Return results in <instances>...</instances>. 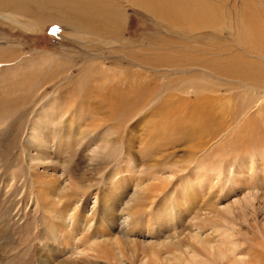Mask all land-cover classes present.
I'll use <instances>...</instances> for the list:
<instances>
[{
    "label": "rangeland",
    "instance_id": "obj_1",
    "mask_svg": "<svg viewBox=\"0 0 264 264\" xmlns=\"http://www.w3.org/2000/svg\"><path fill=\"white\" fill-rule=\"evenodd\" d=\"M24 1L18 13L0 11L5 264H172L171 244L194 247V233L218 239L212 225L228 230L236 249L208 264L241 256L257 264L264 257V0H205L212 25L198 30L128 0L57 3L80 9L81 23L46 0ZM49 182L72 187L69 201L83 215L97 211L99 220L107 202L136 211L138 223L123 242V228L103 217L87 240L96 239L95 251L71 242L69 224L56 225L65 200L57 202ZM136 186L142 196L129 200Z\"/></svg>",
    "mask_w": 264,
    "mask_h": 264
},
{
    "label": "bare ground",
    "instance_id": "obj_2",
    "mask_svg": "<svg viewBox=\"0 0 264 264\" xmlns=\"http://www.w3.org/2000/svg\"><path fill=\"white\" fill-rule=\"evenodd\" d=\"M7 1L8 0H0V11H2L7 6L9 7L12 6L13 10L11 9V11L18 13L19 9H22L24 7V4H23V2H25L24 0H9L11 4H8V3L6 4ZM46 1L52 5H55V9L57 10H60V11L65 10L64 12L61 13L62 15L69 16V18L74 21L80 18L79 21H76L78 23L79 22L81 23V21H83L82 20L83 12H82V18H81V13L79 11L80 9L76 10L77 7H75L72 13H70V12H67L63 6L61 7L57 6L60 0H46ZM95 1L96 0H85V3L91 4ZM128 1L143 7L147 11L154 12L155 15L160 17V19L164 18L167 21L174 24L175 26L182 27V26L188 25V28L191 27L193 30H198V29H206L212 25L211 23L212 20H210L209 17H211L210 15L213 12V8L211 4H208V2H205V0H128ZM53 2H55V4ZM87 16L88 15L86 14V17ZM112 22L114 23V20ZM83 23L84 25H89L88 23H91L93 25L91 26V30L97 31V33L99 31V28L101 27L100 25L97 26L93 24L90 20L84 21ZM103 25H106V24L103 23ZM246 80L256 81V79H253L252 77H248L246 78ZM51 185L52 183L49 182V188L55 191L57 195L56 197H58L57 202H60L61 199L65 200V203L60 205L61 206L60 209H57L58 214L56 215V225L59 229L64 230L68 227L67 224H69V227L66 229L68 233L66 232L65 239L67 240L70 239L71 242L73 240L75 242L79 240L81 241L80 243L83 242L84 245H87L89 249L94 248V251H95L96 248L93 247L91 243L97 244L96 239L91 240L92 242L91 241L88 242L87 240H88V237L92 238L94 235L100 233L99 226L102 225L103 217H106L108 218V220L116 221L119 223L120 227L123 228V232H122L123 242H124V234L127 230V227L128 226L133 227L134 225H137L138 223L137 220H138L139 215H136V211L134 214L133 210L129 211L128 207L126 208L120 207V209L118 210V208H116L114 204H110L107 202L102 203L103 209L100 210L101 218H99V220L96 219L99 213L97 211L93 212L92 216L90 217L83 215L81 212L78 211L76 206H72L71 201H69L74 196V192H71L72 187L69 188V186H67V188L61 189L60 187L58 188V187H55L54 185L52 186ZM140 195L142 196V188H140L139 186H136L133 193L129 195V200L130 198L132 200L138 199ZM42 198H43L42 201H45L47 197L44 196ZM103 200L105 201V199ZM124 204L125 206L129 205L127 204V202H125ZM124 210H127L128 212L125 213L123 212ZM118 211L120 215L115 214V212L118 213ZM144 212L145 211H142L141 214H144ZM230 212L228 211V213ZM148 219H147V222H148ZM148 224L149 223H147V225ZM73 232L75 233V235H72ZM86 233H90V235ZM212 233H217L216 234L217 236L216 235L215 236L218 239L214 238L215 240H217V242L219 240L221 241V243H224L227 245V247L225 248L226 251L222 250L221 248L213 244L214 239L212 240L208 239L209 234H205L202 236L199 233H194L190 235L191 240L194 242V247H190L189 249L184 250L182 249L183 247V245H181L182 243L180 245L178 244L176 247L171 246L172 244L170 245L169 247L170 257L169 258L173 259L172 264H199V263L208 264V258L213 257L216 260L220 258L222 259V258H225L226 252L230 253L236 249L235 241L233 240L234 238L233 239L231 238V236L233 235L231 233L229 234L228 230H222L220 227H217L216 225H212V228L210 229V234ZM76 235H79V236L76 238ZM105 240H106L105 238H103L102 240L98 239V244L99 242L101 244H106L107 242ZM196 245L199 246L200 250L198 249ZM186 247L187 245L185 246V248ZM199 252H202L203 256L200 255ZM4 256H5L4 254L0 253V264H5L3 260H5L6 258ZM199 256L201 257L200 259H198ZM243 257L241 256L240 259L238 258V259H235V261H231V262L234 264H243L244 263ZM39 261H40V264H50L47 258L40 259ZM256 263L264 264V257L258 256ZM142 264H147V263L143 262Z\"/></svg>",
    "mask_w": 264,
    "mask_h": 264
}]
</instances>
